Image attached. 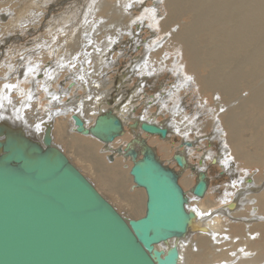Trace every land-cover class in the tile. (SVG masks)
Here are the masks:
<instances>
[{
    "label": "bare ground",
    "instance_id": "6f19581e",
    "mask_svg": "<svg viewBox=\"0 0 264 264\" xmlns=\"http://www.w3.org/2000/svg\"><path fill=\"white\" fill-rule=\"evenodd\" d=\"M45 1L0 0V142L5 144L10 140H21L42 151L56 148L65 155L57 144L62 141L68 147L72 160L73 156L77 157L97 178L98 157L95 152L98 153V147L101 150L104 144L106 149L103 151L109 152L106 151V157L121 159L114 166L106 165L112 177L128 174L134 184L132 189L138 188L144 194L143 200L134 207L141 211L138 212L140 217L133 218L136 220L146 215L148 197L146 190L137 186L130 172L135 163L143 158L146 147L155 156L156 153L143 139L144 133L140 130L134 132L130 142L122 143L124 146H117V143L135 122L151 120L165 126L169 128L166 140L153 136L163 141L159 143L161 147H166V141L172 136L183 141L179 146H173L177 153L171 156L172 163L176 165L174 158L181 154L188 160L189 166L185 170H191L189 159L195 156V148L207 147L200 158L203 166L199 164L196 172L191 171L197 177L200 169L206 174L210 170L215 175L226 169L224 193H229L222 197L226 194L219 186L212 199L209 193L210 176L203 198L195 197L193 190L191 194L185 192L191 215L187 233L156 248L166 253L174 247L179 248V264H264V85H257L258 77L250 82L244 81V77L252 74L250 70L258 73L264 67L262 53H248L245 49L247 42H239L238 45H235L236 41L231 42L233 40L226 32V25L217 22L218 25L208 24L207 28H202L199 20L205 16L203 8L206 0H165L163 7L158 3L160 0L152 6L148 0H139L138 3H133L136 0H47L44 4ZM163 11L168 15L162 18L165 15ZM184 14L194 18L196 23L182 26L180 21ZM176 26L179 27L175 28L178 29L175 33L172 29ZM135 28L141 31L142 28L152 29L154 33L148 38L150 40L142 39L143 34L141 31L136 34ZM200 30L207 32L208 43H215L213 48L196 50L193 37ZM180 46L185 70L181 67L182 55L176 53L175 58L167 56L168 52ZM227 46L246 50L235 51L236 69L232 71L226 69L231 59ZM133 53L138 55L131 58ZM125 58L133 61L127 67L129 77L122 74L129 79L127 84L133 83L135 75L144 84L136 85L137 93H132L134 98H130L132 95L126 98L125 104L122 97L108 103L112 97L109 86L112 87L113 80L107 77L117 73L113 72V68L119 67ZM144 59L145 62L140 65L138 61ZM208 60L215 67L209 75L207 73V78L201 73L196 75L194 70ZM170 63L174 66L166 71ZM177 71L180 73L176 74ZM170 75L174 76L171 86L168 84ZM239 83L249 88L246 98L239 96ZM119 85L115 90L120 91L123 83ZM145 87L149 88L148 91ZM217 90H223L231 99L224 104H220L222 101L219 99L214 101L212 94ZM236 90L239 94L235 97L233 93ZM188 92L195 97L205 94L208 99L195 104L191 102V105ZM135 93H139L137 99ZM141 95L146 101H142ZM137 100L144 104L141 113L138 112L139 105L135 104ZM214 102L216 109L212 108ZM123 108H126L125 118L130 122L123 137L114 143L102 144L93 136L76 132L73 116L81 117L90 128L99 114L108 110L119 113ZM257 110L261 116L246 119ZM165 114L171 116L169 123L167 120L168 125L157 119ZM87 118H95L92 125ZM213 127L212 133L208 131ZM246 128H249L247 132ZM46 139L51 140L50 146L45 144ZM74 141L84 142L87 146L77 145L80 142L75 144ZM186 142L193 146L186 147ZM128 144L135 147L133 151L138 158L134 159L130 151L125 153ZM136 144H143V148ZM4 150L0 149V157ZM166 152L170 155L168 148ZM161 163L176 175L181 187V170L179 172Z\"/></svg>",
    "mask_w": 264,
    "mask_h": 264
},
{
    "label": "water",
    "instance_id": "95a60500",
    "mask_svg": "<svg viewBox=\"0 0 264 264\" xmlns=\"http://www.w3.org/2000/svg\"><path fill=\"white\" fill-rule=\"evenodd\" d=\"M125 113L105 111L90 128L79 116L73 121L78 134L110 145L125 133ZM131 129L162 140L169 136V128L151 120ZM134 148L128 144L125 153L136 159ZM0 149V264H179V248L166 253L156 247L187 233L186 194L150 148L130 172L148 197L146 215L136 220L125 219L58 149L42 151L21 140L0 142ZM174 161L182 171L189 166L181 154ZM197 178L192 193L203 198L208 174L200 169Z\"/></svg>",
    "mask_w": 264,
    "mask_h": 264
},
{
    "label": "rangeland",
    "instance_id": "374dc122",
    "mask_svg": "<svg viewBox=\"0 0 264 264\" xmlns=\"http://www.w3.org/2000/svg\"><path fill=\"white\" fill-rule=\"evenodd\" d=\"M40 1H42V0H40ZM138 1L139 0H136L133 3H138ZM158 1L155 0L154 4H153V0H151V1L148 0V3L151 6L159 3L160 5L162 4V7H163V5L165 3V0L164 1L160 0L159 2ZM46 2H47V0L44 2V4ZM206 4L208 6H206ZM206 7H207V9H206ZM203 11H204L203 13H205L203 15H205V16H202V18L199 20L200 21L199 25L202 24L201 25L202 28H204V26H205V28H207L208 24H209V26H210V24L211 25H214V24L216 25L217 22L221 23L223 25H226V32H228L227 34H228L229 38L231 40H233L231 42H235L236 41L235 45H238L239 42H240V44L241 43L243 44L244 42H247V45L248 44L249 45L248 46L246 45L247 48H245V49L248 51V53L254 54L256 51H258V52L260 51V54L262 53L261 56L264 57V0H206L205 7L203 8ZM164 13H165V15H162L161 16L162 18H163V16L165 17L166 15H168V12L163 11L162 14H164ZM201 20H204V21L202 22ZM190 21L192 22V24H191ZM206 21H209V22H206ZM194 23H196V20H194V18L188 16L187 14H184L182 16V20L180 21V24L182 26L183 25L191 26V25H194ZM218 23H217V25H218ZM142 27H146V26H142ZM178 27L179 26L174 27L172 29V31H174L176 33L178 31V29H175V28H178ZM147 29L146 28H142V31H141L139 28H135L136 34H139L140 31H141V33L143 34L142 39H146V38L148 39V38L152 37L153 34H151V33H154V31L152 29L151 30L150 29L147 30ZM207 37H208V34H207L206 31H204V30L197 31V33L193 37V42L195 43L194 47L196 48V50L203 51L205 49H211V48H213L215 46V43H208L207 42ZM148 40H150V39H148ZM204 46H206V48ZM242 48L243 47L239 48V50L242 51V52H245L246 50L245 49L243 50ZM226 50H227V53H228V57H231V59L229 61V64H226V69L229 70V71L235 70L236 69V63L234 61V59H235L234 53L237 50V48L236 47H228L227 46ZM239 50H237V51H239ZM176 53L179 54L180 56L182 55V58H181L182 66L181 67L185 70V67H184V54L181 51V46L178 49H176L175 51H172L170 53L168 52L167 56L175 58L177 56ZM136 55H138V53L137 54L133 53L131 58H133ZM140 57H143V56H140ZM262 57H261V59H262ZM128 59L127 58H125V60L123 59V62H122V64L119 67L113 68V72H117L116 74H113L112 76L109 75L107 77L108 79L113 80L112 87L111 86H109V87L112 88V89H110V92L111 91L113 92L112 93V97H114V99L115 98L118 99L120 97H122L121 99H126L127 97L132 95L133 92H136V90L138 89V88L136 89V85L139 84L140 82H139V78L136 77V75L132 77V78H134L133 79L134 80L133 83L132 84H127V82H129V79L125 78V77H129V74H130V73H128L129 70L127 69V67L131 64V62H133V61L128 60ZM236 60L238 61V63L240 62L239 59H236ZM144 62H145V59L138 61V63L140 65H142ZM173 66H174V63L168 64L169 68L166 71L171 70L170 68H172ZM214 67H215V64L208 60L207 63L203 62L202 64H200V67L197 70H194V72L196 71V73H195L196 75L201 73L200 75L203 74L202 76L206 77L207 73L209 75L211 70H212V68H214ZM262 69L258 73L256 71L250 70V72L252 74L244 77V81L245 82H250V81L254 80L255 77H258L260 79H258L257 85L258 84H260V85L263 84L264 85V69L263 70ZM175 70H177V69H175ZM204 70H205V73L203 72ZM178 73H180V72L177 71L176 74H178ZM122 74H125V77L122 76ZM173 78H174V76L170 75V80L168 81V84H170L169 86H171V84L173 83ZM119 83H123V85L124 84L125 85L124 86L122 85V87H119L120 91H117V90H115V87L117 85H119ZM140 84L142 86V84H144V83L141 82ZM119 86H121V85H119ZM240 86L243 87L244 84L241 85V83H239V85H237V90L241 91V94L239 96H241V95L243 96L244 95L245 98H246V95H248L250 93V92H248L249 88H247L245 86L242 89ZM149 87H151V86H149ZM122 88H124L125 90L122 89ZM148 89L146 88L147 91H148ZM237 90L235 91V93H233L235 97L238 96V94H239V93H237ZM244 90H245V92L242 93ZM222 91L223 90H221V91L217 90V92L215 91V93L212 94V98H213L214 101L216 99H219V100L222 101V103H220V101H219L220 104H224V103L228 102L231 99L230 95H226L224 93V91H223V93H221ZM152 92H154V90H152ZM152 92H150L149 94L153 95ZM136 93H135V98H136V96H139V93L137 95H136ZM201 94H202V92H201ZM187 96H189V101H190L191 105L195 104L196 102H198V101H200L202 99L204 101H206L205 99H208V97L205 94H202L201 96L197 95L195 97V95H193L191 92H188ZM144 97H145L144 95H141L142 101H146V99H144ZM227 97H229V98H227ZM235 97H233V98L235 99ZM263 97H264V95L262 96V101L264 100ZM223 98H225V99H223ZM111 102L114 103L113 99H110V102H108V103H111ZM135 104L139 105V107H138L139 111L138 112L141 113V111L144 110V104H142L141 100H139V101L137 100V102H135ZM106 105L108 106V104H106ZM147 105L148 104H146V106ZM113 106H114V104L110 105V107H113ZM212 108H214V109L217 108L216 103L213 105ZM257 116L258 117L261 116V112L259 113L258 110L253 115L251 114V115L247 116L246 119L251 120V119H253V118L257 117ZM90 117H92V116H90ZM95 118H94V120H95ZM169 118L171 119L170 114H167V115L165 114V115L158 116L157 119H158V121L160 123L161 122H165L166 125H168V123L170 121ZM87 119H89V122L92 125L94 120H92L91 118H87ZM167 120H168V123H167ZM243 126L246 127L247 125L243 124ZM248 129L249 128H246L245 131L247 132ZM213 130H214V127L212 128V130H208V131H210L212 133ZM71 133L74 134V136L76 135L73 132H71ZM220 136L221 135H219V137ZM142 137H143L144 140H146L147 144L155 150L156 156L159 158V160L161 162H163L164 164L168 165L170 168H172L174 170H177V167H176L177 165L172 163V157L177 153V150L173 149V146H175V147L179 146V144L181 142H183L181 138L176 137V136H172V138H170L169 141L168 140L166 141V143H167L166 147H163V146L161 147L159 145V143H161L163 141L158 139V137L146 136L145 134H142ZM132 138H134V132H132V130L128 128L126 130L125 136L121 139L120 143H117V146H119V145L124 146V144H122V143L126 144L127 142H130L132 140ZM224 138H225V136L223 137V139ZM153 140H154V142H153ZM186 141H188V140H186ZM189 141H192V140H189ZM78 142H80V141H74L75 144H77ZM57 144L60 145V146L58 145V147L65 153V155L68 158L72 157V156L70 157V154L68 152V150H69L68 147L66 145H63L64 142L59 141ZM77 145L87 146V145H85L84 142H80ZM101 146H102L101 150L98 147V153L95 152V155L96 154L98 155V156L96 155V157H98V178L95 175H91V173L88 172L86 167L83 166L84 164L77 157L73 156L74 158H76L78 160V162L74 158H73L74 161L72 160V158L70 159V161L74 164V166L76 168H78L90 180V182L94 185V187H96V189L99 191V193H101V195L110 204H112V206H114L116 208V210H118L122 214V216L124 218H126V219H131L132 218L133 219V218L140 217L139 213L141 211L140 210L139 211L135 210L134 207H135V204L137 202L139 203L140 200H143L141 198H144V196H143L144 194L138 188H135L136 190L132 189L134 184L130 180L131 177L128 174H126V175L121 174V175H118V176L115 175L114 177H112L113 175L111 173V170L106 165H108V166H112L113 165L114 166L116 164V161L117 160H121V159L117 158L116 156H114V157L113 156L106 157V155L109 152L107 150L106 151L108 153L106 151H103L104 148L106 149L104 144L101 145ZM164 148H165V150H164ZM167 148H168V152H170L169 153L170 155H168L167 152H166ZM195 149L197 150L195 152V156H193L191 158V160L189 159L190 164H192V165H198L199 161H200V158L203 156L205 150L207 151V147H199V146H197ZM105 153H107V154L105 155ZM221 170L222 171H221L220 175H218V174L215 175L210 170L207 171V172H209L208 176H210V179H211L210 182H211V189L212 190L210 189L209 193L212 194V199H214L213 196L216 194V190L219 188V186H220L219 189H221V191H223V193L226 191V189H225L226 188L225 187V180L227 179L226 178L227 171H226V169H221ZM252 170L255 171L256 169H252ZM177 171L180 172V170H177ZM107 172L109 174H107ZM110 173H111V175H110ZM224 174H226V175L224 176ZM125 176H126V178L129 176V178L126 179ZM108 177H109V179H108ZM192 181H193V183H192ZM197 181H198V178L190 170L181 171V174H180V177H179V184L183 188L184 192H187V193L191 194V190L196 185ZM223 181H224V183H223ZM129 182H131V183H129ZM222 185H223L224 190L222 189ZM227 193H229V192H227ZM227 193H224L226 195H223L222 197H226ZM127 204H129V205H127Z\"/></svg>",
    "mask_w": 264,
    "mask_h": 264
},
{
    "label": "flooded vegetation",
    "instance_id": "af4514ba",
    "mask_svg": "<svg viewBox=\"0 0 264 264\" xmlns=\"http://www.w3.org/2000/svg\"><path fill=\"white\" fill-rule=\"evenodd\" d=\"M113 93V92H112ZM112 95V94H111ZM128 98V97H127ZM110 99H113L114 100V97H111ZM128 100V99H127ZM133 111H135L136 112V110L135 109H133ZM130 122V121H129ZM129 122H127V123H129ZM129 125V124H128ZM192 166H194V165H192ZM195 166H197V168H199V164L198 165H195ZM177 167V170H180L179 168H178V166H176ZM182 171V170H181ZM191 171V170H190ZM192 172V171H191ZM193 173V172H192ZM195 175V174H194Z\"/></svg>",
    "mask_w": 264,
    "mask_h": 264
}]
</instances>
